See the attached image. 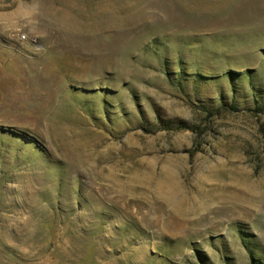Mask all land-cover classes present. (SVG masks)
Returning <instances> with one entry per match:
<instances>
[{
  "label": "rangeland",
  "instance_id": "rangeland-1",
  "mask_svg": "<svg viewBox=\"0 0 264 264\" xmlns=\"http://www.w3.org/2000/svg\"><path fill=\"white\" fill-rule=\"evenodd\" d=\"M0 264H264V0H0Z\"/></svg>",
  "mask_w": 264,
  "mask_h": 264
}]
</instances>
